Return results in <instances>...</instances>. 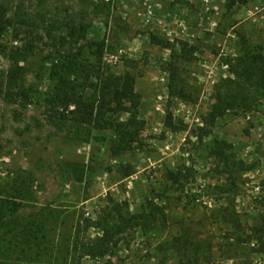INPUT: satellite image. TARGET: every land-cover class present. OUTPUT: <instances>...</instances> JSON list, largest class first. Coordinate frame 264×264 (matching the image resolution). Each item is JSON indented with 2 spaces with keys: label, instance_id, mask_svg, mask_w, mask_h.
<instances>
[{
  "label": "rangeland",
  "instance_id": "374dc122",
  "mask_svg": "<svg viewBox=\"0 0 264 264\" xmlns=\"http://www.w3.org/2000/svg\"><path fill=\"white\" fill-rule=\"evenodd\" d=\"M0 3L57 38L65 33L51 29L53 20L88 21L87 39L64 48L93 65L88 81L79 80L87 86L82 93L99 96L108 81L117 87L133 77L140 97L124 151L114 130L48 118L55 83L47 36L17 39L11 29L2 39V72L14 65L10 51L32 41L39 48L16 60L34 88L32 103L0 95V198L19 205V228L0 244V264H264L256 252L264 220V95L200 137L217 90L236 80L245 51L264 55V0ZM96 44L104 48L101 62ZM130 119L128 111L115 116L123 125ZM216 142L232 146L225 161L212 155ZM126 171L133 175L124 178ZM179 173L185 177L176 182ZM151 206L161 212L153 216ZM106 232L105 257L76 252L78 239L87 245Z\"/></svg>",
  "mask_w": 264,
  "mask_h": 264
},
{
  "label": "trees",
  "instance_id": "16d2710c",
  "mask_svg": "<svg viewBox=\"0 0 264 264\" xmlns=\"http://www.w3.org/2000/svg\"><path fill=\"white\" fill-rule=\"evenodd\" d=\"M25 26L30 27L28 31H25ZM50 27L54 30L56 28L58 31H64L65 34H61L57 38L50 30L44 28V35L41 31V24L37 22L29 23L28 20L24 19V15L18 13L13 18L9 13L8 6L0 3V48L3 47L2 39L11 29H14L15 38L17 39L24 33L29 38L39 41H44L47 36L53 42V49L49 58L53 64L51 79L55 83V88L47 101L48 118L97 130H114L120 136V143L124 145L123 150L126 151L128 148L126 146L127 142L133 135L131 130L135 126L136 114L140 105V97L134 92L135 78L127 77L124 83L117 87L113 82L108 81L101 88L99 96H85L81 89L87 86L84 83L81 84L79 80L88 81L91 73L90 67L93 65H90V67L83 65L79 61L80 54H68L67 51H64V48L69 44L78 45L87 39L90 28L89 22L85 19H65L62 21L56 19L50 23ZM32 42L34 43V41ZM32 42L16 49L17 51H10L11 58H13V61L15 60L14 65L7 72L0 71V95L8 103L19 102L25 107L33 101L34 88L28 84L26 70L20 67L16 61L19 54L37 55L39 47ZM153 42L162 43L155 37ZM96 46L99 47L98 60L101 62L104 48L99 44H96ZM3 53L7 54L8 52ZM234 74L236 80L226 82L223 87L217 90L215 104L205 118V126L200 129L201 139L210 136L218 120L224 118L230 111L240 108L251 110L255 97L264 95L263 54L246 50L235 65ZM171 90L172 95L176 94L173 87ZM111 96H114L112 101L110 100ZM121 99L129 102L131 108L126 107ZM72 108L73 110H71ZM124 111L131 112V119L123 125L115 120V116ZM168 126L175 130L172 117L168 119ZM231 148L232 146L226 142H216L212 155L225 161L228 158L227 152ZM132 175V171H126L123 176L129 178ZM174 177L176 182H179L177 178H184L185 175L179 173ZM116 209L118 210V206H116ZM18 210L19 205L17 203L5 197L0 198V244L17 232L19 221L14 214ZM151 210L153 216L161 212V209L157 206H151ZM81 228L80 225L79 234ZM259 228L257 231V234H259V249L256 252L264 255V220ZM79 242L78 239L75 250L81 252L84 257L102 258L111 250V239L108 232L103 237L87 245L82 244L80 246Z\"/></svg>",
  "mask_w": 264,
  "mask_h": 264
},
{
  "label": "built area",
  "instance_id": "2783aa9c",
  "mask_svg": "<svg viewBox=\"0 0 264 264\" xmlns=\"http://www.w3.org/2000/svg\"><path fill=\"white\" fill-rule=\"evenodd\" d=\"M106 1H107V2H110V0H106ZM135 1H137V2H138L139 0H135Z\"/></svg>",
  "mask_w": 264,
  "mask_h": 264
}]
</instances>
